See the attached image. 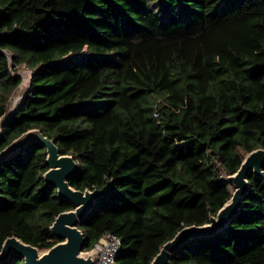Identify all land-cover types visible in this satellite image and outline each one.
Segmentation results:
<instances>
[{"label":"trees","instance_id":"obj_1","mask_svg":"<svg viewBox=\"0 0 264 264\" xmlns=\"http://www.w3.org/2000/svg\"><path fill=\"white\" fill-rule=\"evenodd\" d=\"M21 66L30 87L0 152L38 129L72 155L69 185L103 192L79 223L84 250L114 234L118 264H150L179 230L208 223L233 192L220 170L264 150V0H0V117ZM45 159L28 141L0 160V248L58 242L50 226L73 207L45 184ZM248 182L228 225L168 264H264V179Z\"/></svg>","mask_w":264,"mask_h":264},{"label":"water","instance_id":"obj_2","mask_svg":"<svg viewBox=\"0 0 264 264\" xmlns=\"http://www.w3.org/2000/svg\"><path fill=\"white\" fill-rule=\"evenodd\" d=\"M9 60L11 61L10 57ZM16 76L20 77V74L16 73ZM31 77L32 72L21 100L10 112L7 103L5 113L0 117V134L2 125L16 112L22 98L27 93ZM28 141H37L46 148L45 163L48 170L43 174L45 184L54 187L58 195L66 199L73 209L61 212L54 218L50 231L58 242L53 246L40 251L15 236H10L1 245L0 262L14 253L24 259V264H94L97 252L94 249L84 250L85 237L79 223L90 211L96 198L103 192L88 189L80 191L72 188L69 185V180L77 173L78 163L72 155L61 154L55 140L46 138L38 129L29 130L12 141L0 152V160L15 153ZM220 173L221 179L228 182L233 188L230 199L215 216H210L208 223L187 226L179 230L173 238L161 246L150 264H168L171 254L185 241L194 237L213 235L227 226L238 213L242 199L249 189L250 174L264 179V150L256 149L247 153L234 174L226 175L223 170H220Z\"/></svg>","mask_w":264,"mask_h":264},{"label":"built area","instance_id":"obj_3","mask_svg":"<svg viewBox=\"0 0 264 264\" xmlns=\"http://www.w3.org/2000/svg\"><path fill=\"white\" fill-rule=\"evenodd\" d=\"M120 243L118 236L104 233L90 249H94L97 252L94 264H118L116 262V255L120 248Z\"/></svg>","mask_w":264,"mask_h":264},{"label":"rangeland","instance_id":"obj_4","mask_svg":"<svg viewBox=\"0 0 264 264\" xmlns=\"http://www.w3.org/2000/svg\"><path fill=\"white\" fill-rule=\"evenodd\" d=\"M16 73L20 74L21 83L18 85L17 89L14 90L13 94L9 98V101H8L9 109H11L14 106V104L17 101V99L26 90V88L28 86V82H29V77H30L31 71L26 66H21L17 70Z\"/></svg>","mask_w":264,"mask_h":264},{"label":"bare ground","instance_id":"obj_5","mask_svg":"<svg viewBox=\"0 0 264 264\" xmlns=\"http://www.w3.org/2000/svg\"><path fill=\"white\" fill-rule=\"evenodd\" d=\"M26 71V70H25ZM21 73V72H20ZM24 93V92H23ZM23 93H22V95H23ZM22 95L17 99V101H16V103L14 104V106L11 108V109H9V112L11 111V110H13L16 106H17V104L19 103V101L21 100V97H22Z\"/></svg>","mask_w":264,"mask_h":264}]
</instances>
